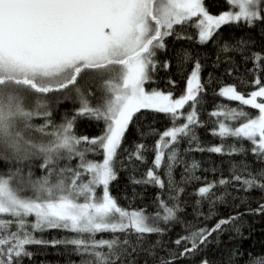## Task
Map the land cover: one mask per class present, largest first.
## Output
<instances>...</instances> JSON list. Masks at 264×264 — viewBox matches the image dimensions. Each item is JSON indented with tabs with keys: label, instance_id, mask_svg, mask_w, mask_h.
<instances>
[{
	"label": "snow or ice",
	"instance_id": "6c2138e0",
	"mask_svg": "<svg viewBox=\"0 0 264 264\" xmlns=\"http://www.w3.org/2000/svg\"><path fill=\"white\" fill-rule=\"evenodd\" d=\"M226 3L228 10L214 15L205 0H0V264H23L24 258L33 255L30 245H71L81 257L80 264H138L142 254L152 257L163 247L160 239L148 238L163 237L175 223H181L179 197L184 189L175 185L172 171L179 162L181 140L197 139L194 129L202 126L197 105L211 79L202 82V65L196 60L179 97L145 85L153 82L159 63L155 57L166 48L167 37L193 39L180 35L177 25L194 27L197 43L204 45L224 25L243 23L252 28L264 24V0ZM247 44L243 39L235 46L226 42L221 51L243 50ZM189 59L185 52L181 63ZM252 59L254 90L245 94L235 85H226L216 94L249 106L257 114L218 106L212 116L238 123L218 121L213 135L237 141L239 146H231L226 154L250 152L255 162L264 164V82L260 78L264 55L253 53ZM169 66L165 61L164 67ZM85 77L99 80V96L91 87L83 89ZM52 93H63L56 96L57 104L71 100L79 105L59 124L52 119ZM185 106L188 112L183 111ZM142 110L166 114L171 120L162 133L150 128L149 135L159 136L153 168L143 179H133L135 184L167 187L168 198L157 197L155 213L126 209L109 191L118 176L116 165L122 164L121 145ZM182 118L184 122L177 125ZM37 119L43 123H34ZM78 119L102 122V134L78 136L74 131ZM147 150L139 143L128 159L144 161ZM207 151L225 154L223 145ZM89 155L102 160L89 159ZM162 166L167 169V182L154 171ZM198 167L194 162L191 170ZM236 182L245 192L264 190V167L253 172L249 163L241 161L233 165L231 178H221L218 184ZM216 187L217 182L202 186L197 195L214 203L223 199L213 191ZM250 211L262 214L264 204ZM238 219L239 215L220 219L210 228L184 223L187 234L171 241L177 249L164 248L167 256H161L159 264H175L195 254L201 245L207 246L213 233ZM48 229L75 235L52 241L35 236ZM99 233L112 235L97 238ZM250 264H264V256L253 258Z\"/></svg>",
	"mask_w": 264,
	"mask_h": 264
},
{
	"label": "trees",
	"instance_id": "16d2710c",
	"mask_svg": "<svg viewBox=\"0 0 264 264\" xmlns=\"http://www.w3.org/2000/svg\"><path fill=\"white\" fill-rule=\"evenodd\" d=\"M205 4L209 12L214 15L227 11L229 8L226 0H205ZM176 31L182 36L191 35L193 39H178L176 35L166 38V48L157 51L155 57L159 63L153 73V82L145 85L146 89L162 90L165 93L171 91L175 97H179L185 92L186 80L193 69V62L196 60H199L202 65V82L206 83L210 78L211 83H206L204 98L197 105L198 117L202 125L194 129L197 139L191 140L185 137L181 140L179 162L172 171L175 185L184 189L179 197L180 205L183 208V212L179 213L181 223H175L163 237H149L148 239L152 242L160 239L163 247L156 249L155 256L149 257L142 254L138 264H144L145 260L147 264H159V258L167 256L164 251L165 247L177 249V246L171 241H174L179 235L187 234V230L183 227L184 223L210 228L220 219L237 215H239V219L233 224L223 226L221 232L213 233L209 237L210 242L206 247L201 245L202 250L198 249L195 254L179 259L175 261V264H201L202 260H207L208 264H250L253 258L264 256V213L257 214L250 211L264 204V190L253 189L245 192L239 182L219 185L218 181L221 178L230 179L233 165H238L241 161L249 163L253 172L264 167V164L255 162L254 156L250 152L246 156L226 154L231 146L238 147L239 144L232 137L221 138L213 135V131H218V121H224L230 125L238 123V121H227L224 117L212 116L211 113L216 111L218 106H225L243 108L253 116L257 114V110L240 105L238 101H229L216 93L226 85H235L238 91L245 94L254 90V86L250 83L254 79L252 54L264 55V24L258 23L252 28L243 23L224 25L213 39L204 45L197 43V30L194 27L177 25ZM241 39L248 42L243 50L234 48L227 53L221 51L226 42L235 46L236 42ZM185 52L189 54L190 59L187 63H181ZM165 61L170 62L167 69L164 67ZM260 78L264 82V71L260 72ZM170 80L175 81V84H170ZM241 81L244 83L242 84ZM86 85V90L91 87L96 94L99 93V82L91 80ZM56 96L59 95H49V99L52 101V119L59 124L66 113L70 117L72 109L78 108L79 105L71 100L57 104ZM93 101L95 102L94 98ZM183 111L188 112L189 106H185ZM137 116L139 120L134 118V125H130L121 145L119 159L122 164L116 165L118 176L111 182L109 191L118 204L126 209H146L149 213H155L157 197L168 198L167 187L160 189L152 184H135L133 179H143L146 172L153 168L154 146L159 136L158 134L149 135L150 128L157 129L159 133H162L171 126V120L166 114L149 110H142ZM183 122V118L176 121L177 125ZM34 123L41 124L43 120L37 119ZM74 131L78 136L97 137L102 134L103 123L78 119ZM140 133H145V135L141 136ZM139 143L145 144L148 149L143 153L144 161H138L135 158L129 160V153L133 152ZM220 145L224 146L225 154L207 151L209 147ZM244 145L246 148L251 147L247 141L244 142ZM199 148L205 150L199 151L197 150ZM88 158L102 160V157L98 155H89ZM194 162L199 167L191 170ZM72 163L75 165L76 161L74 160ZM186 169L190 171H186ZM35 171L37 175L40 174L38 168ZM154 171L167 182L165 167L162 166ZM213 182H217V187L213 191L223 199H217L214 203H210L207 199L199 197L197 190ZM197 200H200V204L196 203ZM171 203L173 202L169 201V204ZM197 212L203 213V215L198 216ZM205 217L210 218L205 219ZM29 219L34 218L30 217ZM74 235V233L60 229H48L35 233L37 238L47 241L70 238ZM111 235V233H99L97 238H110ZM28 249L33 255L31 258H24L23 264H80L81 261V257L75 253L71 245L67 247L63 245L53 247L50 244L30 245Z\"/></svg>",
	"mask_w": 264,
	"mask_h": 264
},
{
	"label": "rangeland",
	"instance_id": "374dc122",
	"mask_svg": "<svg viewBox=\"0 0 264 264\" xmlns=\"http://www.w3.org/2000/svg\"><path fill=\"white\" fill-rule=\"evenodd\" d=\"M91 80L96 81V83L99 82V80H94L91 77H85V79L81 82L84 90H86V86H87L86 83L90 82ZM99 85H100V82H99ZM98 88H99V86H98ZM49 95H63V93H52ZM96 95H100V92L97 93Z\"/></svg>",
	"mask_w": 264,
	"mask_h": 264
}]
</instances>
